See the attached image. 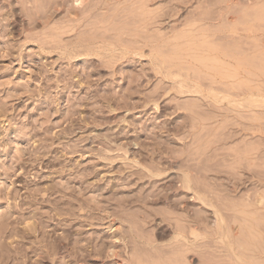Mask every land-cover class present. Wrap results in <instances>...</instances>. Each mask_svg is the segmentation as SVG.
Returning a JSON list of instances; mask_svg holds the SVG:
<instances>
[{"label": "rangeland", "instance_id": "obj_1", "mask_svg": "<svg viewBox=\"0 0 264 264\" xmlns=\"http://www.w3.org/2000/svg\"><path fill=\"white\" fill-rule=\"evenodd\" d=\"M173 156L171 185L188 165L202 171L194 186L223 231L184 192L170 194L188 209L121 204L163 187L138 178L136 158ZM263 191L264 0H0V264H114L77 263L51 243L68 235L70 251L75 240L97 250L110 241L107 212L137 229L156 208L153 239L176 221L162 215L205 216L181 264H264ZM170 232L151 253L174 256Z\"/></svg>", "mask_w": 264, "mask_h": 264}, {"label": "bare ground", "instance_id": "obj_2", "mask_svg": "<svg viewBox=\"0 0 264 264\" xmlns=\"http://www.w3.org/2000/svg\"><path fill=\"white\" fill-rule=\"evenodd\" d=\"M86 2H87V0H74V4L76 6H80V7L82 5H84ZM101 8H102V10L107 9V7L103 4H102ZM71 14L75 17H78L77 11H72ZM155 104H156V106H158V102H155ZM191 153H192V151H191ZM176 158L177 157L173 156L171 158V160L169 159L170 163H171L170 166L169 165L166 166L163 164H162L163 166L160 164H157V165L153 164L152 166H146V165L142 164L141 161L136 158L135 161L137 163H139V166H141L143 168V171L136 170L135 173L139 175L138 178L142 179V178L148 177L150 179L149 180L150 183H154V184L161 183V184H159V186L162 185L163 187H161L160 189H157V190L155 189L152 192L148 193L147 195H142V196L137 195L132 200L124 197V200H121V201H123V202H121V204L123 203L124 205H127V203L129 204L131 201L143 202L145 204H147V203H158V202L162 203V201L165 202L166 200L169 199V202L168 201L165 202L167 205L170 204L171 206H173V208H180V206L183 205L184 206L183 209L184 208L188 209L189 205L187 206L186 199H180L179 197H177V198L173 197L174 199H172L171 194H170V193H172V195L173 194L179 195L181 192H184L191 197L190 200H201V201L205 202V204H208L209 206H211L212 207L211 210L213 209V211H214L213 215L216 218V227L220 228L221 231H223L224 230L223 227L225 226V219L223 217V213L220 211V209L217 207V205L215 203H213L210 200V198H208L207 194L204 193L203 190H205V189H203L201 187H197V185H196V187L194 186V183H195L194 181L197 180V178H199V177L203 178L202 176H200L198 174L202 171L198 172V170L195 169L196 166L193 168V167L188 165V167L186 169H181V171H182L181 175L178 174L180 177L178 176L179 179L176 182L177 184L174 186L171 185V183L169 181L170 179H168V178L173 172H176V171H172V169L174 168L172 166H174L173 163H174V161H176L175 160ZM182 166H184V165H182ZM199 167H201V166H199ZM206 169H209V168L207 167ZM194 171H197L198 173L196 172L197 174H195ZM167 181H169L170 185H167L168 184ZM173 182H172V184H173ZM231 186H233V185H231ZM231 186H229V187H231ZM236 188H238V184L236 185L235 189ZM235 189H233V190H235ZM121 199H123V198H121ZM253 199H255L257 204L261 205L264 202V194L259 192L256 195V197H254ZM156 209L149 212L148 214L143 213V215L139 216L140 217L139 219H141V221H140L141 223L137 229H135L136 227H134V224H132V221L130 220V218H128L127 216H124V214L118 215L115 212L114 213L112 211L107 212L105 210V212L108 213V214H106L107 215L106 217L109 218V222L111 223L108 226V231H107V234H108V237L110 238V241L103 240L102 243H99L101 245L99 246V248L97 250H89L87 247L77 248V245L80 244L79 243L80 241L75 240L74 251L72 252V251H70V248H69V242L70 241L67 242V240L71 239V237L66 235V236L61 237V238H55V241L51 243L52 244V250H53V252L55 251V253H58V254H66L67 256H73L74 257L73 259L77 263H80V260H79L80 256H83V259H87V258H90L92 255H99L102 258H108V259L112 260L114 262V264H181L182 259L180 260V257H179L180 254H178V252L180 253V251H181V253H182V251L185 250L183 246H185V247L189 246L192 248L194 245L195 246L198 245V242H197L198 238L200 236H203L202 232H199L202 229L201 228V225H202L201 220L205 219V216H203V215L199 216L198 215L199 213H197V216H195V215H193V213H191V211H187L186 216H179L180 214H178L176 212V213H173V215H171L170 218L167 216H163L161 214L162 215L161 221H167L169 219L170 220L175 219L176 221L174 220L175 223H172L173 221L172 222L168 221V224L171 225V227L169 228V231L168 230L166 231L165 230L166 228L164 229V227L163 228L161 227L156 233H154L158 239H153V237H150V235H148V233H147L150 231L146 227V223H150L151 217L153 216L155 219L156 215H158L160 213V210H158V209L156 210ZM88 210H89V208H88ZM175 211H177V210H175ZM166 212L169 213L168 211H166ZM82 217H84V216H82ZM82 217L80 216L79 218H82ZM183 217H184V219H182ZM117 219L119 220V223H121V224L128 222V226L126 225L127 228H125L124 225L122 226L121 224H117L116 223ZM157 219H158V217H157ZM81 220L82 219H80V221ZM184 220L186 221V223L182 224L181 222L182 221L184 222ZM259 220H261V219H259ZM254 222H255V220H254ZM164 226H167V225L165 224ZM159 227H160V224H159ZM204 227H205V225H204ZM31 229H35V231H36L37 226L34 227L31 225V226L27 227L26 232H25L26 234H24V235H27V233H30ZM103 229H105V227ZM237 229H238V231L241 230V228L239 229V227ZM226 230H227V228H226ZM167 232H170V235H171V239H170L171 243H169V245L172 247L171 250H175L174 256H170L169 260L163 259L161 256H155V253L153 254V252L151 253V251L154 250L155 248H156L157 252H160L162 249L164 250V246L159 245L156 242H158L157 240H159L160 238H164L166 236ZM218 232H219V229H218ZM150 234L154 235L152 232ZM221 234H223V233H221ZM225 236H226V234L222 235L221 238L225 239L224 238ZM240 238H242V237H240ZM225 241H226V239H225ZM261 241H262V239H261ZM202 244H204V243H202ZM260 247H262V246H260ZM258 251H259V249H258ZM74 253H76V255H78V256H75ZM171 253H173V252H171ZM158 254H160V253H158ZM185 255H186V253H185ZM165 256H166V254H165ZM182 257H183V255H182ZM248 257H249V255H248ZM251 258H253V257H251ZM76 259L79 261H77ZM80 264H82V263H80ZM185 264H186V262H185Z\"/></svg>", "mask_w": 264, "mask_h": 264}]
</instances>
